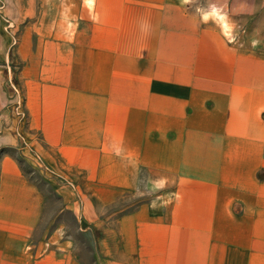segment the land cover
<instances>
[{"label":"crops","instance_id":"obj_1","mask_svg":"<svg viewBox=\"0 0 264 264\" xmlns=\"http://www.w3.org/2000/svg\"><path fill=\"white\" fill-rule=\"evenodd\" d=\"M216 6L247 45L190 0H0V264H82L18 156L92 264H264V0Z\"/></svg>","mask_w":264,"mask_h":264},{"label":"rangeland","instance_id":"obj_2","mask_svg":"<svg viewBox=\"0 0 264 264\" xmlns=\"http://www.w3.org/2000/svg\"><path fill=\"white\" fill-rule=\"evenodd\" d=\"M193 8H200L208 12V16L223 25L226 30L227 37L238 45H247V30H241L242 25L247 28L252 23L246 24L245 17L241 16V20L237 17L239 25L226 21L223 15L215 12L217 0H190ZM236 22V21H235ZM232 24V25H231ZM248 25V26H247ZM239 30V31H237ZM14 153V152H12ZM15 154V153H14ZM18 160L26 174L33 179L45 192L46 195V212L45 219L48 225L54 226L64 221L67 225L68 235L72 237L76 253L80 256L82 264H92L93 243L89 231H80L76 228L75 213L73 207L76 205L77 196L71 190V182L69 177L60 173L55 167L39 162L41 166L39 171L37 168L30 167L18 156ZM145 197V195L143 196Z\"/></svg>","mask_w":264,"mask_h":264}]
</instances>
